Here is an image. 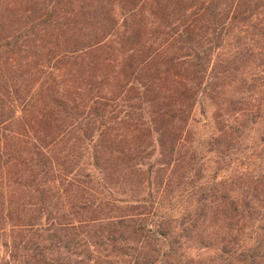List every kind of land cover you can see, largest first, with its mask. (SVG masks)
Here are the masks:
<instances>
[{
    "label": "trees",
    "instance_id": "1",
    "mask_svg": "<svg viewBox=\"0 0 264 264\" xmlns=\"http://www.w3.org/2000/svg\"><path fill=\"white\" fill-rule=\"evenodd\" d=\"M190 242L264 264V0H0V264Z\"/></svg>",
    "mask_w": 264,
    "mask_h": 264
},
{
    "label": "rangeland",
    "instance_id": "2",
    "mask_svg": "<svg viewBox=\"0 0 264 264\" xmlns=\"http://www.w3.org/2000/svg\"><path fill=\"white\" fill-rule=\"evenodd\" d=\"M200 112H201V110L198 107L197 113H196L198 118L200 117ZM205 155H207V154H205ZM210 157H211V155H210ZM188 244H189V247H188L187 252L190 254V257H191L189 259H192V261H190V264H200L199 261H202L204 264H215L212 262H207V261L211 260L213 257H215V252L213 249H210V248L200 249L199 246L195 242H190ZM182 261H183V264H185L184 263L185 259ZM171 264H182V263L178 262L175 259L174 261H172ZM218 264H223V263L219 262Z\"/></svg>",
    "mask_w": 264,
    "mask_h": 264
}]
</instances>
